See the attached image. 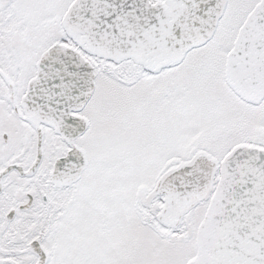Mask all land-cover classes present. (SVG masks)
Listing matches in <instances>:
<instances>
[{
  "label": "snow or ice",
  "instance_id": "1",
  "mask_svg": "<svg viewBox=\"0 0 264 264\" xmlns=\"http://www.w3.org/2000/svg\"><path fill=\"white\" fill-rule=\"evenodd\" d=\"M0 264H264V0H0Z\"/></svg>",
  "mask_w": 264,
  "mask_h": 264
}]
</instances>
